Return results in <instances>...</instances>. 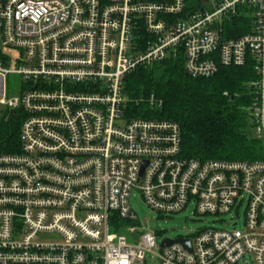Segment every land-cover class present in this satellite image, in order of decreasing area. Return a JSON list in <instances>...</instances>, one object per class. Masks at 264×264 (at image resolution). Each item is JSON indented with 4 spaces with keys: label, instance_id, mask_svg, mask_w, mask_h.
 Returning a JSON list of instances; mask_svg holds the SVG:
<instances>
[{
    "label": "built area",
    "instance_id": "2783aa9c",
    "mask_svg": "<svg viewBox=\"0 0 264 264\" xmlns=\"http://www.w3.org/2000/svg\"><path fill=\"white\" fill-rule=\"evenodd\" d=\"M192 2L0 0V123L19 124L0 152V264H264V158L185 157L179 125L131 115L124 94L127 74L179 50L192 77L249 62L264 143V0ZM235 20L247 31L228 37ZM132 193L164 215L232 216L177 237L190 249L150 230L132 241L117 230L137 220Z\"/></svg>",
    "mask_w": 264,
    "mask_h": 264
},
{
    "label": "trees",
    "instance_id": "16d2710c",
    "mask_svg": "<svg viewBox=\"0 0 264 264\" xmlns=\"http://www.w3.org/2000/svg\"><path fill=\"white\" fill-rule=\"evenodd\" d=\"M239 23L241 20L233 21L228 37L247 31ZM184 72L183 51L179 50L176 56L127 74L123 90L131 115L176 122L182 154L188 158L248 162L264 158V143L250 132L248 107L253 94L248 83L255 78L252 65L219 66L210 77ZM150 95L162 104L152 106ZM18 128L12 117L0 123V152L18 145Z\"/></svg>",
    "mask_w": 264,
    "mask_h": 264
},
{
    "label": "rangeland",
    "instance_id": "374dc122",
    "mask_svg": "<svg viewBox=\"0 0 264 264\" xmlns=\"http://www.w3.org/2000/svg\"><path fill=\"white\" fill-rule=\"evenodd\" d=\"M21 85L20 76L11 74L6 80V94L13 96L18 94L19 86ZM250 132L253 135V129L250 127ZM130 205L132 210L137 216L135 223L122 222L118 228L122 233L128 236L130 240H138L143 232L148 230L156 231L158 242L163 238L175 239L179 236H191L196 230L202 228H224L227 226L231 214L212 215L204 214L199 215L193 212V207L176 212L170 215H164L148 207L139 194L132 193L130 198ZM239 223H243V209L239 216ZM138 226L139 228L134 233H129V226ZM142 264H159L155 258H151L149 253Z\"/></svg>",
    "mask_w": 264,
    "mask_h": 264
},
{
    "label": "water",
    "instance_id": "95a60500",
    "mask_svg": "<svg viewBox=\"0 0 264 264\" xmlns=\"http://www.w3.org/2000/svg\"><path fill=\"white\" fill-rule=\"evenodd\" d=\"M185 75L188 76V74L186 72H184ZM181 243L183 244L186 248L190 249V246H189V240L188 239H183V238H177V239H163L162 240V243L161 245L163 244H166V245H169V244H172V243Z\"/></svg>",
    "mask_w": 264,
    "mask_h": 264
}]
</instances>
